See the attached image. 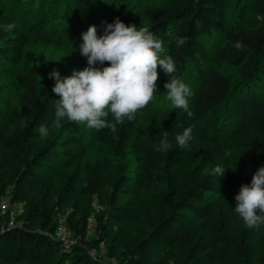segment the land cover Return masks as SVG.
<instances>
[{
    "label": "trees",
    "instance_id": "1",
    "mask_svg": "<svg viewBox=\"0 0 264 264\" xmlns=\"http://www.w3.org/2000/svg\"><path fill=\"white\" fill-rule=\"evenodd\" d=\"M113 1L116 12L106 21L119 17L126 26L149 28L177 63L178 78L188 64L203 75L211 59L209 85L195 95L189 120L144 108L132 121L95 130L105 152L84 160L86 123L65 121L54 138H41L39 127L55 124L61 97L41 93L40 68L26 47L30 36L18 27L4 31L10 23L0 13V67L17 65L9 76L20 91L15 106L0 109V198L21 204L11 225L0 213V264H111L104 256L117 264H264V226L246 228L234 211L241 185L264 166V103L224 136L195 127L238 83L264 74V0H229L239 6L237 18L248 7L253 18L225 30V0H165L142 8L136 7L141 0ZM98 2L73 0L68 26L93 14ZM219 34L223 43L209 52L206 41ZM177 36L188 38L183 47H176ZM162 73L154 96H167ZM189 126L188 148L153 150L164 131L175 144ZM217 165L227 168L223 177L210 174ZM91 197L99 201L95 209ZM62 205L70 206L65 224L76 240L68 249L53 236ZM90 218L95 234L86 238Z\"/></svg>",
    "mask_w": 264,
    "mask_h": 264
},
{
    "label": "clouds",
    "instance_id": "2",
    "mask_svg": "<svg viewBox=\"0 0 264 264\" xmlns=\"http://www.w3.org/2000/svg\"><path fill=\"white\" fill-rule=\"evenodd\" d=\"M102 24L105 27L100 36L95 25L81 33L83 42L79 52L86 58L87 67L80 71L73 70L68 77H62L58 69L48 74V78L55 81L52 92L61 97L55 101L54 123L57 126L65 121L86 123L88 128L102 130L115 128L125 119L134 120L158 92V69L168 77L164 88L173 107L183 109L188 117H193L187 99L191 95L190 89L176 75L177 63L174 58L164 54L163 41L149 28L134 24L126 26L119 17L113 23L102 21ZM14 28V24L3 26L4 31ZM187 40V37L177 36L176 47H183ZM106 62L108 66H104ZM109 116L112 120L108 119ZM192 131L193 126H189L182 134H177L175 144L169 140V133L164 131L153 150L167 154L175 147L188 148ZM39 133L41 138L46 137L48 127L42 124ZM226 169L217 165L210 174L223 177ZM235 201L234 211L246 228L259 230L264 226V166L257 169L250 185H241Z\"/></svg>",
    "mask_w": 264,
    "mask_h": 264
},
{
    "label": "rangeland",
    "instance_id": "3",
    "mask_svg": "<svg viewBox=\"0 0 264 264\" xmlns=\"http://www.w3.org/2000/svg\"><path fill=\"white\" fill-rule=\"evenodd\" d=\"M73 0H0V13L15 27L21 28L30 36L27 48L34 52L36 61L39 65V87L42 94L51 92L55 81L48 78V74L53 69H58L62 77L71 76L73 70L80 71L87 67V60L80 55L79 47L83 42L81 33L88 30L89 26L97 27V35L103 34L105 25L102 21L116 12V3L113 0H99L96 10L84 21L75 23V28L68 26V16L71 12ZM165 0H141L136 6L142 8L150 4L160 3ZM226 2V16L222 22L223 29L234 24L241 23L248 18H253L250 7L246 9L244 17L237 18L236 13L239 6ZM55 16V17H54ZM221 34L206 41L207 48L211 52L216 45L223 43ZM165 53L166 54V46ZM162 54V58L163 55ZM104 66H108L107 62ZM17 65L3 64L0 67V109H10L17 104L19 90H17L9 76V71ZM97 67H103L97 65ZM215 69L214 63L207 58L202 65L203 75L198 74L192 64H188L182 81L189 87L191 95L189 100V110L192 111L195 95L206 89L209 85V72ZM159 79L163 77L162 70H159ZM226 72H232L238 81L237 73L234 68L228 67ZM264 103V74H260L249 80L247 83H238L233 89L230 98L221 106L216 108L211 116L203 125L197 124V129H205L208 133L215 136H224L230 128L246 120L255 108ZM159 117H174L177 119L189 120L187 113L183 109L174 108L167 96H154L153 100L145 108ZM215 122V123H214ZM217 128V131H214ZM49 134L43 139L54 138L59 134V127L55 124L50 125ZM85 157L84 160L91 161L105 152V147L95 138V129L85 126L84 134ZM126 161L129 165L133 164L132 157L128 154ZM53 166H57L54 162ZM93 198V200H92ZM89 198L83 196L86 203ZM92 204L90 209L99 206V201L91 197ZM16 213L20 210L21 204L13 203ZM70 212V206L62 205L57 213L61 217H66ZM94 222L91 220L86 231V238L94 236ZM73 241L75 240L72 237ZM96 255V251H91ZM103 260L111 264V259L106 256Z\"/></svg>",
    "mask_w": 264,
    "mask_h": 264
},
{
    "label": "built area",
    "instance_id": "4",
    "mask_svg": "<svg viewBox=\"0 0 264 264\" xmlns=\"http://www.w3.org/2000/svg\"><path fill=\"white\" fill-rule=\"evenodd\" d=\"M0 213L4 214L7 217L8 225H11L14 223L17 213H16V210L13 204L10 202L9 198L6 196L0 198ZM56 219H57V225H56L53 236L58 241L61 242L62 247L64 249H68L75 243L76 240L73 241L72 239L73 237L72 233L65 224V217H61L57 215ZM91 220L92 218L89 219V222H91Z\"/></svg>",
    "mask_w": 264,
    "mask_h": 264
}]
</instances>
